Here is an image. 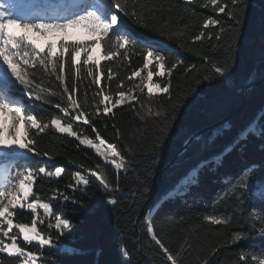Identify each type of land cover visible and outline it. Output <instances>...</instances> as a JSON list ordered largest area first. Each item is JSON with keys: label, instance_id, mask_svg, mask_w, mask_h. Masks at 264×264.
Listing matches in <instances>:
<instances>
[{"label": "trees", "instance_id": "obj_1", "mask_svg": "<svg viewBox=\"0 0 264 264\" xmlns=\"http://www.w3.org/2000/svg\"><path fill=\"white\" fill-rule=\"evenodd\" d=\"M142 2L149 6L156 5L159 11L155 15L151 12L147 14V26L143 21L133 23L129 20L131 26L161 48L171 51L172 55L168 58L166 68L175 61H184L171 77L170 91L173 98L179 100L187 95L192 87H195L196 91L184 101L177 125L169 136L163 155L155 165V175L150 179V192L142 200L130 195V189L139 184L131 174L127 179L124 175L120 176L121 191L115 193L118 200L116 206L107 203L108 194L97 186L98 181L90 175L91 183L87 191H84L83 186H77L75 190L67 188L69 183L74 184L73 174L76 171L88 175V170H95L97 164L101 165L102 170H110L112 166L107 165L93 149L80 145L75 138L67 134L55 132L54 128L42 134L43 138L37 148L40 151H48L52 158L36 157V164L47 165L50 169L63 167L65 172L59 178H46L44 181L37 179L33 188L34 194L47 202L54 190L59 188L60 192H66L77 201H64L62 196L52 200L53 212L69 217L73 223L69 238L61 237V240L66 247L75 249L76 254L66 251L58 254L46 246L43 250L44 258L50 264H124L121 248L126 246L131 253L129 258L133 259V264H166L158 249L156 254H153L154 243L150 241L143 227L146 213L155 207V228L167 246L179 251L181 246H187L186 242L191 245L192 256L188 264H204L205 261L207 264H239L242 252L259 254L264 251V236L259 234L258 225L256 229H246L250 234L249 239L234 244L232 237L237 231L236 227L211 225L204 219V215L210 211L231 215L236 211L235 198L230 194L225 195L229 188L226 181L239 176L245 168L252 165L261 166L254 179L264 175V138L249 135L240 147L225 156L224 164L218 170L203 169L198 185H192L183 196L169 198L168 193L190 169L202 160L220 153L254 120L264 126V79H261L264 74V0H247L246 14L242 17L241 24L235 27L233 21L219 14L225 28L220 41L206 39L194 43V36L202 30L203 19L208 15H217L211 8L200 7L201 0L191 5H184V0ZM223 2L224 0H221V3ZM170 5L180 7L166 11ZM184 7L191 8L196 15H189L184 11ZM174 32L183 35L173 37L171 33ZM215 32H218V29L214 30ZM205 54L213 57L230 55L234 58V67L228 81L215 80L211 83L194 84L193 77L197 73L203 76L208 70L203 60ZM83 59L84 57H81L82 61ZM145 60L146 52L139 46H129L128 58L125 60L120 61L117 58L114 61H100L99 69H95L97 76L103 74L99 84L90 83L92 78L85 75L79 82V91L76 93L77 98L83 101V93L87 90L88 99L84 110L93 113L95 104L103 94L110 91L115 97L120 91L117 88L119 81H123L125 89L132 87L133 92L137 91V96L145 105L140 110L144 119L137 115L136 109L140 107L138 104L135 108L124 104L113 109L115 115L103 118L93 115L91 121L102 138L109 143H118V147L141 178L153 170V144L160 133L165 131L163 116L155 118L148 114L147 109L151 107L155 112L157 107L161 106L163 111L169 106L166 94L155 93L149 97L146 89L141 94L140 90L134 87L139 84L138 78L127 79L132 71L144 66ZM192 64H196L197 68L193 72L185 73V68ZM108 68H111L113 74L111 81L107 79ZM150 69L158 70L156 61L151 64ZM35 71V78L42 86L51 87L58 93L62 90L54 74L39 69ZM86 71L87 66L82 69V73ZM65 72L70 74L67 66ZM249 77H255L254 83H245ZM153 79L155 82L167 80V73L164 77L154 75ZM101 88L104 92L101 96H95V91ZM51 99L55 100L57 97ZM36 104L39 105L40 101H36ZM45 109H48L45 119L49 114H59L58 110L47 105L38 107L36 111ZM100 109L102 111L103 105H100ZM113 124L116 128L112 127ZM73 125L74 130L95 139L91 125H83L78 121H73ZM225 125L229 127L225 129L224 135L209 143L195 147L190 145L185 149L186 138L194 140L199 136L203 141H208L216 129ZM116 129L120 132L118 138ZM29 134L31 135V132ZM111 178L113 176H110ZM79 202H84L87 207L80 208ZM249 208L264 213V204L259 202L249 203ZM30 216L31 214L26 212L23 217L16 219L29 222ZM137 236L144 243H138ZM5 255L0 254V258Z\"/></svg>", "mask_w": 264, "mask_h": 264}, {"label": "snow or ice", "instance_id": "obj_2", "mask_svg": "<svg viewBox=\"0 0 264 264\" xmlns=\"http://www.w3.org/2000/svg\"><path fill=\"white\" fill-rule=\"evenodd\" d=\"M193 3H197V0H184V5ZM176 7L180 5H170L166 11L170 12ZM200 7L211 8L217 15H208L203 19L202 30L194 36L193 43L206 39L220 41L225 28L219 14L233 21V27L238 26L246 14L248 4L247 0H224L223 3L221 0H201ZM158 11L156 5L149 6L142 0H105L103 3L74 0L63 10L47 15L31 13L30 9L18 0H0V254H6L4 258H0V264H50L44 258L43 250L46 246L54 249L58 254L65 251L76 254L75 249L66 247L61 240V237L69 238L73 223L69 217L55 214L52 204V200L60 196L64 201L72 199L73 203H77L75 198L56 188L50 199L44 202L33 192L37 179L44 181L46 178H59L65 172L63 167L50 169L47 165H37L34 159L41 156L52 158L48 151H40L37 148L43 138L42 134L50 129L54 128L57 133L75 138L80 145L93 149L107 165L112 166L110 170H102L101 165L97 164L95 170H88V175L76 171L73 174L74 184L69 183L67 188L75 190L77 186H83L84 191H87L91 183L90 175L98 181L97 186L108 194L107 203L116 206L118 200L115 193L121 191L120 176L124 175L127 179L131 174L136 181H139L138 185L130 189L132 197L142 200L150 192V179L155 175V165L163 155L169 136L177 125L184 101L187 100L188 95L196 91V88L192 87L189 93L179 100L173 98L170 91L171 77L173 72L184 64V61H175L166 68L168 58L172 55L171 51L161 48L136 31L129 23V20L133 23L143 21L147 26V14L151 12L155 15ZM184 11L189 15H196L191 8L184 7ZM164 23L167 22L164 21ZM117 25L119 27H116ZM216 29L218 32L214 33ZM77 30H83L95 39L90 43L74 39ZM182 35L183 33H171L173 37ZM50 36L53 39H49ZM37 37L43 38L46 43L41 44ZM129 46L133 48L139 46L146 52V60L144 66L132 71L127 79L141 77L144 69L148 68L154 60L158 70H148L146 77L141 78L140 83L135 84L134 87L138 88L141 94L147 89L149 97H152L154 90H157L159 93L166 94L169 100V106L163 111L161 106H158L155 112L151 107L147 109L148 114L155 118L163 116L165 131L160 133L153 144L151 157L153 170L143 178L136 174L133 164L128 161L124 152L118 147V143H109L102 138L91 121L93 115L98 118L115 115L113 109L124 104L133 108L138 104L140 107L136 109L137 115L144 119L140 113V110L145 107L144 102L133 94V88L125 89L123 81H119L117 88L120 91L115 94V97L110 91L101 96L104 92L103 88L96 90L94 95L101 98L95 104L93 113L84 110L88 99L87 90L85 89L83 93V101L76 96L79 91V82L85 75L92 78L90 83H100L103 74L97 76L95 71L100 67V59L95 56L98 49L102 52L103 60L114 61L119 58L123 61L128 58ZM81 57H84L83 61ZM203 60L208 70L203 76L197 73L193 77L195 85L211 83L215 80H229L235 63L232 56L213 57L205 54ZM66 66L70 74H66ZM85 66L87 71L82 73ZM196 68V64L187 66L185 73L193 72ZM38 69L54 74L62 90L58 93L51 87L42 86L41 82L35 78V70ZM166 73L167 80L154 81V75L164 77ZM112 75L111 68H108L109 81ZM261 79H264V74L261 75ZM254 81L255 77H249L245 83L250 84ZM51 97H57V99L53 100ZM36 101H40V104L37 105ZM45 105L58 110L59 114H49L45 119V112L48 109L36 111L38 107L43 108ZM100 105H103L102 111ZM73 121L91 125L95 139L74 130ZM112 127L116 128L115 124ZM228 127L225 125L216 129L208 141H203L199 136L194 140L186 138L185 149L187 150L190 145L195 147L211 142L216 137L224 135ZM249 135L264 138V126H260L259 122L254 120L220 153L210 159L202 160L190 169L168 193V197L183 196L192 185H198L203 169L216 171L222 167L225 156L240 147L242 141H246ZM116 136L117 138L120 136L119 129H116ZM260 167L252 165L245 168L239 176L226 181L229 188L225 195L230 194L235 198L236 211L233 214L210 211L204 215V219L211 225L236 227L237 231L232 237L234 244L249 239L250 234L246 229H256L257 225L259 234L264 236V213L249 208V203L264 204V175H261L259 179L253 178ZM110 176L113 178L110 179ZM79 207L84 209L87 206L84 202H79ZM155 211V207L149 209L143 222L144 230L155 246L153 254H156L158 249L166 264H188L192 256L191 245L186 242L187 246H181L179 251H174L167 246L155 228L153 215ZM26 212L31 214L29 222L16 219V217H23ZM38 225L45 227L39 228ZM136 240L138 243H144L139 236ZM121 253L124 264H133V259L129 258L131 253L126 246L121 248ZM204 264L207 262L205 261ZM239 264H264V251L259 254L242 252Z\"/></svg>", "mask_w": 264, "mask_h": 264}, {"label": "rangeland", "instance_id": "obj_3", "mask_svg": "<svg viewBox=\"0 0 264 264\" xmlns=\"http://www.w3.org/2000/svg\"><path fill=\"white\" fill-rule=\"evenodd\" d=\"M73 2H74V0H57L56 5H51V7L48 8L49 14H47V11L45 9H43L42 6L34 7L33 2H31L30 0H25L24 6L28 7L30 9L31 13H33V14L39 13V14L51 15L53 12L60 11L59 8L66 7ZM89 2L95 3L94 0H89ZM116 27H119V25H117ZM29 35H34V34H29ZM73 38L83 40V41H93L95 39L94 37H92V36L88 35L86 32H84L83 30H77V33ZM37 39L41 44L46 43V41L43 38L38 37ZM49 39H53V37L50 36ZM95 56H96V58L100 59V61L103 60L102 52L99 49L97 50V53L95 54ZM153 62H154V60L152 61V63ZM151 64L149 65L148 68H145L144 71L141 73V77L138 78L139 83L141 81V78L146 77L147 71L150 70ZM155 93L157 94L159 92L157 90H154V94ZM133 94L137 96V91L133 92ZM21 133L23 134V128L21 129Z\"/></svg>", "mask_w": 264, "mask_h": 264}]
</instances>
